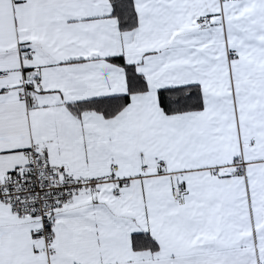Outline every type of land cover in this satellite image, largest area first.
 <instances>
[{
  "label": "snow or ice",
  "instance_id": "1",
  "mask_svg": "<svg viewBox=\"0 0 264 264\" xmlns=\"http://www.w3.org/2000/svg\"><path fill=\"white\" fill-rule=\"evenodd\" d=\"M0 264H264V0H0Z\"/></svg>",
  "mask_w": 264,
  "mask_h": 264
}]
</instances>
